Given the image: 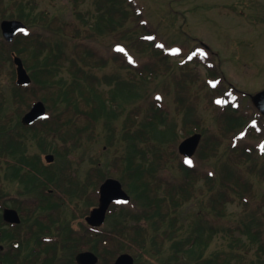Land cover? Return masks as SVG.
Wrapping results in <instances>:
<instances>
[{"label": "trees", "instance_id": "obj_1", "mask_svg": "<svg viewBox=\"0 0 264 264\" xmlns=\"http://www.w3.org/2000/svg\"><path fill=\"white\" fill-rule=\"evenodd\" d=\"M70 1L76 21L36 11L32 0H0V26L4 20H20L28 26V31L18 34L11 43L3 38L0 30V77L8 69L13 80L8 93L0 88L1 145L8 147L16 143L15 134L20 127L34 130L45 137L40 144L50 145V150L43 149L45 154L53 153V141L49 138L56 137L58 163L69 161V156L82 149L85 142L97 141L98 135L103 134L99 132L100 127L108 133L106 146L111 149L113 159L107 164V170L90 175L83 182L65 172L70 167L68 164L61 177L56 173V193H86L89 186L95 192L107 178H115L132 197L131 204L119 205V211L113 208L107 232L100 230L94 234L93 243L87 248L98 255L99 264H114L123 253L132 255L136 264H264L261 230L251 223L218 229L209 223L207 226V213L189 226L179 218L180 209L186 203L199 200L200 195L211 196L210 213L207 212L219 219L227 217V205L236 199L243 205L248 204L246 197L253 196L252 183L234 167L246 166V173L255 174L264 182V164L258 170L256 159L257 152L260 156L264 152L246 148L239 139L243 133L263 135L257 130L262 118L257 112L248 115V111H241L238 101L235 106L226 95L220 67L211 57L197 56L181 64L182 75L175 83L178 90L191 88L197 76L189 65L195 63L206 68L208 78L200 88L210 91L205 97L213 108L217 135H207L201 128L202 121L195 116L194 107L182 110L184 104L180 97L178 110L185 113L181 125L169 123L166 107L155 99L142 119L138 115L140 108L128 113L118 132L115 121L123 114V110L117 111L118 101L134 97L135 79L125 80L122 74L101 77L97 70L106 68L114 60L122 70L138 71L145 84L160 74H169L171 66L167 62L174 56L166 54L156 42V30L133 0H95V9L86 12L81 6L89 0ZM119 29L122 30L118 32ZM112 34L116 37L121 34L117 40L128 41L140 54H151V61L136 69L127 53L116 52L115 56L107 57L97 42L99 37ZM14 54L22 59L32 78L28 87L16 84ZM212 82L217 84L212 86ZM219 97L227 104L216 103ZM37 101L46 105L48 116L24 127L20 120ZM252 121L257 125L251 126ZM195 132L204 135L196 159L215 160L208 174L201 171L197 162L193 164L195 160L189 164L178 152L180 137ZM223 147L226 151L222 155ZM224 155L227 162H223ZM171 165L182 174L180 179L167 172ZM200 181L205 182L203 187ZM94 205L96 201L92 202ZM219 231L229 236L228 248L207 254ZM76 248V252L83 250Z\"/></svg>", "mask_w": 264, "mask_h": 264}, {"label": "rangeland", "instance_id": "obj_2", "mask_svg": "<svg viewBox=\"0 0 264 264\" xmlns=\"http://www.w3.org/2000/svg\"><path fill=\"white\" fill-rule=\"evenodd\" d=\"M32 1L36 3V11H47L50 16H57L65 21H76L70 0ZM133 2L140 8L144 19L156 30V42L163 46L166 54L171 53L175 56L168 59L167 64L171 66L169 74H160L159 77L152 78L145 84H142L138 71L122 70L117 63H114V60H110L106 68L97 70L101 77L122 74L125 80L135 79L136 86L132 90L135 93L134 97L118 101L120 104L117 106V111L123 110L120 119L115 121L118 132L128 113L140 108L138 115L139 119H142L155 99L166 107L168 122H177L181 125L185 113L182 111L180 113L178 110L180 103L178 104L177 98L180 97L184 104L182 110L194 107L195 116L202 121L201 128L207 131V135L219 133L213 108L208 105L205 97V94L210 91L208 88L205 90L200 88L208 78L206 68L195 63L189 65L197 76L196 84L182 90H178L176 86L175 81L182 75L181 64L190 54L211 57L215 64L219 65L225 77L226 89L231 87L237 92L235 95L241 99L240 110L248 111V115H253L257 111L251 96L264 90V0H133ZM94 5L95 0H89L81 6V9L83 12L93 10ZM120 30L122 29L118 32ZM118 38H121V34L117 37L115 34L99 37L97 46L107 57L115 56L116 52L122 48L124 51L120 52L127 53L131 57V59L128 57V60L136 69H140L151 61V54L142 55L131 43L124 39L118 41ZM176 49L179 51H175ZM12 85V76L7 69V73L0 77V88L8 93ZM261 124L262 127L259 129L260 131L263 129V135L259 137L249 132L250 135L242 139L241 142L246 148L260 149L264 145L262 140L264 122ZM179 131L182 133L181 128ZM99 132L103 134L98 135L97 141L85 142L82 149L76 150V153L69 156L70 160L112 161L113 153L106 146L108 133L103 131L102 127L99 128ZM183 139L180 137L179 141ZM229 141L230 139L226 141V144ZM225 151L223 147L222 155ZM256 155L258 170H260L264 164V156H260L258 152ZM196 162L201 171L207 174L212 172L215 165V160L206 162L197 158L193 164ZM223 162H227L225 155ZM249 165L254 167L253 162H249ZM245 167L239 166L234 169L244 175L246 181L252 183L253 196L246 197L247 205H243L240 199H236L235 203L227 205V217L219 219L214 214H209L211 196L206 195L202 198L200 195L199 200L186 203L180 209L181 222L189 226L193 221H197L199 216L207 213V219L205 218L207 226L209 223V226L212 225L218 229L228 226L236 227L242 222L251 223L252 227L261 230V241L264 242V182L260 181L257 175L246 173ZM167 172L177 179L182 177L178 168L172 165ZM204 183L200 181V187H203ZM200 199H203L202 202ZM141 224L147 226L145 221H141ZM237 235L239 236V233ZM229 241V236L223 231L217 232L207 254L227 249Z\"/></svg>", "mask_w": 264, "mask_h": 264}, {"label": "flooded vegetation", "instance_id": "obj_3", "mask_svg": "<svg viewBox=\"0 0 264 264\" xmlns=\"http://www.w3.org/2000/svg\"><path fill=\"white\" fill-rule=\"evenodd\" d=\"M15 135L13 145L0 143V264H78L79 254L92 252L87 248L94 234L107 232L113 208L121 207L112 205L101 227L90 225L87 218L99 205L101 185L95 192L89 186L86 193H56V173L61 177L70 166L65 172L83 182L107 170L109 162L69 160L56 166V137L49 138L53 153L45 154L50 145L40 144L45 139L40 132L20 127ZM77 246L83 250L76 252Z\"/></svg>", "mask_w": 264, "mask_h": 264}, {"label": "water", "instance_id": "obj_4", "mask_svg": "<svg viewBox=\"0 0 264 264\" xmlns=\"http://www.w3.org/2000/svg\"><path fill=\"white\" fill-rule=\"evenodd\" d=\"M2 35L7 42H12L16 35L20 32L26 31L27 27L20 21L6 20L1 24ZM14 63L17 71V84L19 86H30L32 79L24 67L22 60L15 56ZM255 107L264 115V91L256 94L252 98ZM47 108L43 102H37L33 105L31 110L23 117L24 125H32L36 121L46 117ZM202 136L200 134L193 135L192 137L184 140L179 146L181 155L192 158L201 142ZM49 162L54 160L52 155L47 157ZM130 201L129 195L123 190L122 184L115 179H108L100 189V204L99 207L94 209L91 215L87 218L90 225L94 227L101 226L106 218L107 211L110 205L114 202ZM78 264H97L99 258L92 252L82 253L77 256ZM115 264H135L134 258L129 254H123L116 260Z\"/></svg>", "mask_w": 264, "mask_h": 264}, {"label": "snow or ice", "instance_id": "obj_5", "mask_svg": "<svg viewBox=\"0 0 264 264\" xmlns=\"http://www.w3.org/2000/svg\"><path fill=\"white\" fill-rule=\"evenodd\" d=\"M161 47H163V46L161 45ZM119 50H120V51H124L122 48H120ZM175 51H177V52H178V51H179V49H176ZM129 59H131V57H129ZM133 63H135V61H133ZM218 103H221V102H220V101H218ZM188 163H189V164H191V163H192V161H191V160H189V161H188Z\"/></svg>", "mask_w": 264, "mask_h": 264}]
</instances>
